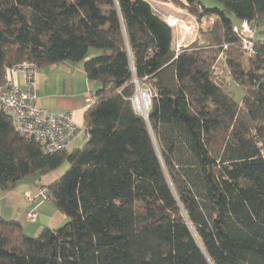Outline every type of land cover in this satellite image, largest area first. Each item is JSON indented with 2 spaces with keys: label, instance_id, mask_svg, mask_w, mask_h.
<instances>
[{
  "label": "trees",
  "instance_id": "1",
  "mask_svg": "<svg viewBox=\"0 0 264 264\" xmlns=\"http://www.w3.org/2000/svg\"><path fill=\"white\" fill-rule=\"evenodd\" d=\"M167 1L197 26L186 47L151 0H0V85L26 61L83 62L99 86L71 152L45 153L0 109V191L68 166L39 188L66 222L30 236L0 216V264H264V39L246 52L233 32L259 28L264 0ZM221 57L240 104L212 70ZM135 81L151 88L146 117Z\"/></svg>",
  "mask_w": 264,
  "mask_h": 264
},
{
  "label": "built area",
  "instance_id": "2",
  "mask_svg": "<svg viewBox=\"0 0 264 264\" xmlns=\"http://www.w3.org/2000/svg\"><path fill=\"white\" fill-rule=\"evenodd\" d=\"M164 20L175 31L176 28L183 30L176 27L174 21L170 22L168 17H165ZM177 25L180 26V24ZM191 28L193 29V27ZM233 32L239 37L242 49L246 52H251L252 41L257 33L256 24L242 21L233 28ZM180 40L185 41V38L182 37ZM189 41L187 40V43L182 45L177 43V49L188 46L194 40ZM224 48L226 47L224 46ZM212 70L219 73L221 67L216 63ZM37 72L38 67L32 62L24 61L12 64L6 72L3 83L0 85V109L10 116L18 135L34 140L45 153L66 151L74 144H77L79 140L86 139L85 130L74 122L71 111L50 112L38 107L36 103ZM18 74L23 76V88L16 80ZM134 84L136 94L132 98V106L137 112L145 116L150 105L151 92L150 95H146L148 105L146 103L144 109L141 110L139 107L140 84L138 81H135ZM91 102V98H87L86 107ZM25 199L29 204L33 205L49 200L45 189H38L36 193L27 192ZM25 217L27 221L35 223L38 219L35 208L27 212Z\"/></svg>",
  "mask_w": 264,
  "mask_h": 264
},
{
  "label": "crops",
  "instance_id": "3",
  "mask_svg": "<svg viewBox=\"0 0 264 264\" xmlns=\"http://www.w3.org/2000/svg\"><path fill=\"white\" fill-rule=\"evenodd\" d=\"M154 1H156L158 5L168 7L167 9L169 10L165 11V13L169 15V19L178 21L180 17L187 15L190 21L192 20V17L187 14L184 9L163 3L165 0ZM214 5L220 7L219 4ZM16 80L23 88V76L18 74ZM36 82V103L38 107L50 112L71 111L73 113L74 122L83 127L84 113L87 108L86 100L87 98H91V95L99 87L98 84L87 79L83 68V62L77 64L61 62L48 67L39 68L36 75ZM84 142L85 140H79L77 144L71 146L67 151L71 152L73 149L81 148ZM59 177L60 175L54 171L43 178L42 184H34L27 192L36 193L39 188L47 187ZM17 188L18 187L14 190L6 191L4 196H0V199H8L9 201H12L8 203L6 208H9L8 211L10 212L7 213L6 216L0 213V216L5 219L10 218L8 220H16L20 222L25 234L37 236L43 228H58L66 222L67 219L65 215L57 211L53 204L50 206L49 204L38 205L36 208L38 214L37 221L35 223L27 221L25 215L33 209L35 205L25 202L26 205L24 207L22 206L21 209V206L15 202L16 195H18ZM45 205L46 207L44 208Z\"/></svg>",
  "mask_w": 264,
  "mask_h": 264
},
{
  "label": "rangeland",
  "instance_id": "4",
  "mask_svg": "<svg viewBox=\"0 0 264 264\" xmlns=\"http://www.w3.org/2000/svg\"><path fill=\"white\" fill-rule=\"evenodd\" d=\"M202 3L204 4L205 7L207 8H212V7H219L217 5H214V4H219L220 7H222V3L218 2V1H215V0H201ZM184 2V1H183ZM151 3H152V6L153 8L155 9V11L164 19L165 17H169V15L167 13H165V11L169 10L167 9L168 7L166 6H162V5H158L156 3V1L154 0H151ZM163 3H166V4H170V6H174L176 7L175 5H173L172 3L168 2L167 0L163 1ZM178 8V7H176ZM186 11V10H185ZM187 12V11H186ZM188 14V13H187ZM173 20L170 19V22H172ZM176 23V27H179L183 30H180L178 28H176V31L174 29V32H175V41H176V47H177V43L178 45H182L183 43H187V40H194L195 39V35H196V31H197V26L195 25L194 23V19L192 18V20L190 21V19L187 17V15L183 16V17H180V19L177 21L175 20L174 21ZM212 22L213 20L212 19H203L200 23V31L201 33L203 32H207L208 29L212 26ZM177 24H180L177 25ZM193 27V29L191 28ZM178 29V31H177ZM257 30H259V34H258V38H263L264 39V21L261 22L259 28L257 27ZM262 32V33H261ZM178 35H177V34ZM261 33V34H260ZM182 37L185 38V41H182L180 40ZM200 38H204V35H201ZM189 41V42H190ZM190 45V44H188ZM182 47V46H180ZM89 54L91 56H96V55H99L100 54V51L96 50V49H91L89 51ZM247 57H245L244 59V63L247 65ZM218 65L221 67V70L219 71V74H220V79H221V86L223 87L224 89V92L230 96L236 103L240 104L241 101H242V98H243V90L238 87L237 84H235L228 76L226 70H224L223 68V58L221 57V59L218 61ZM140 88H141V91L143 94L146 95H150V92H151V88L148 84H142L140 85ZM67 168V163H64L60 168H58L55 173L59 174L60 177L63 175L64 173V170ZM46 176L48 175H45V176H42V177H33V178H25L24 180H22L16 187L17 188V193L18 195H16V199H15V202L21 206V209H22V206L24 207L27 203L26 199H25V194L27 193V191L32 188V186L35 184V185H40L43 183V178H45ZM15 187V188H16ZM14 188V189H15ZM13 189V190H14ZM6 194V191H0V196H4ZM12 201H9L8 199H0V213H2V215H7V213H9L10 211H8L7 208V205L8 203H10ZM26 202V203H25ZM14 203V202H13ZM16 204V205H17ZM40 204H49V206L51 204H53L52 202H42V203H39L37 205H35V209L37 208L38 205ZM14 205V204H12ZM46 207V205L44 206V208ZM8 217V216H7ZM6 219H10V218H6ZM63 225V224H62ZM61 225V226H62ZM25 233V232H24Z\"/></svg>",
  "mask_w": 264,
  "mask_h": 264
},
{
  "label": "bare ground",
  "instance_id": "5",
  "mask_svg": "<svg viewBox=\"0 0 264 264\" xmlns=\"http://www.w3.org/2000/svg\"><path fill=\"white\" fill-rule=\"evenodd\" d=\"M147 103L146 96L142 92L139 93V107L141 110L144 109L145 104Z\"/></svg>",
  "mask_w": 264,
  "mask_h": 264
},
{
  "label": "water",
  "instance_id": "6",
  "mask_svg": "<svg viewBox=\"0 0 264 264\" xmlns=\"http://www.w3.org/2000/svg\"><path fill=\"white\" fill-rule=\"evenodd\" d=\"M146 100H147V97H146ZM147 105H148V101H147ZM145 117H146V115H145Z\"/></svg>",
  "mask_w": 264,
  "mask_h": 264
}]
</instances>
